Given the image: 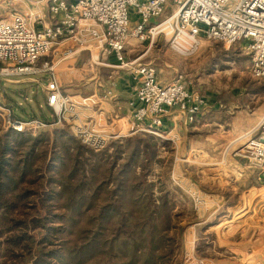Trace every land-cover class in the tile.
Masks as SVG:
<instances>
[{"label": "rangeland", "instance_id": "1", "mask_svg": "<svg viewBox=\"0 0 264 264\" xmlns=\"http://www.w3.org/2000/svg\"><path fill=\"white\" fill-rule=\"evenodd\" d=\"M25 1L19 4L20 10L38 8ZM169 17L167 11L157 23L162 24ZM163 26V33L135 43L133 53H140L137 62L154 64L163 83L180 79L191 91L220 105L211 112L214 119L201 130L189 133L186 139L162 127L156 132L136 131L131 124L126 126L129 130L110 133L112 138L106 146L94 150L75 135V117L58 121L47 103L45 75L36 79H1L0 102L19 119L38 118L48 123L37 134L28 133L31 137L65 129L86 149L103 155L106 162L97 170L102 174L94 184L103 185L100 200L114 202L123 196L132 199L136 196L130 191L135 189L142 198L169 199L174 225L171 233H176L178 241L172 264H264V181L243 154L246 142L264 119V80L251 75V55L243 43L228 45L202 39L194 50L179 54L170 44L176 33L168 23ZM66 45L65 42L61 50ZM73 51L75 48L66 49L63 54ZM88 54L80 65L74 63L75 56L71 55L56 68L61 90L71 97H89L93 93L87 90L89 78L95 73L107 81L108 68L97 63L100 58L92 61ZM78 68L84 72L80 79L74 76L78 75ZM79 84L82 86L77 87ZM74 88H81L82 93L73 92ZM207 116L208 112L201 120ZM8 134L9 141L16 145L19 139L13 131L1 130L0 138ZM209 135L214 136L208 138ZM57 156L49 151L47 158L38 162L40 172L34 176L35 181L24 184L32 191L27 199L32 205V209H27L30 213L65 211L67 197L62 194L60 183L66 179L59 173L63 168ZM128 167L131 170L124 173ZM122 187L127 188L125 195L119 192Z\"/></svg>", "mask_w": 264, "mask_h": 264}, {"label": "built area", "instance_id": "2", "mask_svg": "<svg viewBox=\"0 0 264 264\" xmlns=\"http://www.w3.org/2000/svg\"><path fill=\"white\" fill-rule=\"evenodd\" d=\"M22 1L0 0V80L45 75L47 103L58 121L77 117L79 105L61 90L50 59L65 42L66 48L87 50L97 58L113 54L119 67L137 77L131 127L136 131L156 132L174 108L187 123L194 122L206 106L205 98L180 79L161 82L154 64L125 60L129 45L163 33L166 23L176 33L170 44L179 54L194 50L202 39L243 43L251 55V75L264 80V0H26L38 8L24 11L18 8ZM167 11L170 17L157 23ZM47 126L38 118L19 119L0 102V131L37 134ZM74 131L94 150H102L112 138L85 124H75ZM243 154L264 181V119Z\"/></svg>", "mask_w": 264, "mask_h": 264}, {"label": "trees", "instance_id": "3", "mask_svg": "<svg viewBox=\"0 0 264 264\" xmlns=\"http://www.w3.org/2000/svg\"><path fill=\"white\" fill-rule=\"evenodd\" d=\"M13 132L16 145L9 134L0 138V264H172L178 241L169 199L142 198L135 189L132 199L100 200L103 185L94 184L103 155L65 129L37 138ZM49 151L66 179L60 183L65 211L30 213L32 191L24 184L35 181ZM119 190L125 195L127 188Z\"/></svg>", "mask_w": 264, "mask_h": 264}, {"label": "crops", "instance_id": "4", "mask_svg": "<svg viewBox=\"0 0 264 264\" xmlns=\"http://www.w3.org/2000/svg\"><path fill=\"white\" fill-rule=\"evenodd\" d=\"M134 46L135 43L129 45L126 48V61H130L129 59L132 57H134V59H140L139 52L133 53V51L135 50L133 48ZM66 49L69 48L65 47L63 50H61V47H59L57 51L54 52L50 57V59L55 62V71L64 64L62 63V61L69 56H75L73 60L74 63L80 65V62L84 61V57L88 56V53H90L87 50H75L71 54L64 55L63 53ZM95 58H97L96 54L93 53L91 55L92 61H95ZM99 58L101 61L97 63L108 68V70H106L109 73V75L107 74V81L104 82V78H101L98 73H95L94 76L89 78L90 84H88L89 86L87 90H91V92H93L89 95V97H86V94L84 96L82 94H73L72 98L76 102H78L79 105L76 109L78 116L74 119L72 118V120L74 122V125L87 124L89 127L94 128L98 131H102V133L106 135H109L110 133L117 134L119 132H123L122 129L124 130L127 125L130 126L132 124V114L136 106L135 93L139 83L137 77L131 74L126 67L124 68L118 66L119 62L113 54H100ZM88 59L91 61L90 57ZM81 69L82 68H78L79 73L78 75H74L75 78L78 77V79H80L82 77L84 72ZM98 69L99 68H97V71ZM56 75L59 80L60 78L58 77V74ZM79 85L77 87L82 86L81 84ZM72 91L82 93L81 88H74L72 89ZM108 91H111L112 94L107 95ZM203 97L206 100V106L203 109V112L195 120V123L187 124L185 115L181 113L177 108H174L170 111V114L165 117L162 128L165 130H170L179 137H185L186 139V136L189 133H194L196 132V130H201L205 125H208L210 121L214 119L211 118V112H216L220 105L219 103L215 104L212 102H208L206 97ZM85 99L87 102H85ZM88 100H92V102H88ZM207 112L209 117L207 116L202 121L201 118L206 115ZM129 128L130 127L126 129L129 130ZM213 136L214 135H209L208 138Z\"/></svg>", "mask_w": 264, "mask_h": 264}, {"label": "bare ground", "instance_id": "5", "mask_svg": "<svg viewBox=\"0 0 264 264\" xmlns=\"http://www.w3.org/2000/svg\"><path fill=\"white\" fill-rule=\"evenodd\" d=\"M165 28H166V27H163L162 29H164V30H165Z\"/></svg>", "mask_w": 264, "mask_h": 264}]
</instances>
